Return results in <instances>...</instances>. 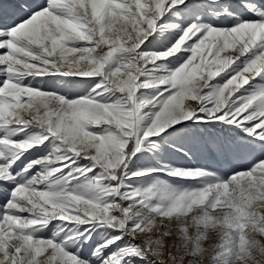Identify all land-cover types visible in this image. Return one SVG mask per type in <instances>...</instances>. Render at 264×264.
Masks as SVG:
<instances>
[{
  "label": "snow or ice",
  "instance_id": "1",
  "mask_svg": "<svg viewBox=\"0 0 264 264\" xmlns=\"http://www.w3.org/2000/svg\"><path fill=\"white\" fill-rule=\"evenodd\" d=\"M0 264H264V0H0Z\"/></svg>",
  "mask_w": 264,
  "mask_h": 264
}]
</instances>
